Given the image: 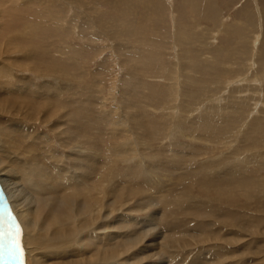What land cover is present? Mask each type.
<instances>
[{
	"label": "rangeland",
	"instance_id": "rangeland-1",
	"mask_svg": "<svg viewBox=\"0 0 264 264\" xmlns=\"http://www.w3.org/2000/svg\"><path fill=\"white\" fill-rule=\"evenodd\" d=\"M0 104V133L34 145L61 196L103 178L139 191L129 217L165 211L177 264H264V0H0Z\"/></svg>",
	"mask_w": 264,
	"mask_h": 264
},
{
	"label": "bare ground",
	"instance_id": "bare-ground-1",
	"mask_svg": "<svg viewBox=\"0 0 264 264\" xmlns=\"http://www.w3.org/2000/svg\"><path fill=\"white\" fill-rule=\"evenodd\" d=\"M46 108L50 116L53 111L52 105L51 107L46 105ZM1 109L10 111L7 104H0ZM85 144L91 145L87 141ZM85 144H81L82 151L85 150L83 147ZM28 147L30 150L26 147L13 146L11 137L0 133V264H137L139 262L171 264L174 261V264H177L182 261L175 260L182 248L178 241L183 243V246L186 242L175 237V227L171 226V223L169 225V219L165 220V211L161 212V220L159 211L147 218L138 215L129 217L125 214L129 213V205L134 199V205L143 208L140 204L142 199L140 196L137 197L139 191L134 192V190L131 193L129 191L130 198L124 194L120 196L117 193L109 194L108 182L100 178L96 184L87 187L88 191L85 192L84 197L76 193L61 196L59 172L54 171L51 174L50 184L47 166L42 169L37 164V160L30 156L34 154V145ZM8 150L10 151L7 154H10L13 162L19 163V166L6 165L7 160L3 157V152ZM22 161L27 162V165L31 164L36 173L32 171L27 173V167H24ZM81 168L87 170L86 166ZM22 178L28 185H23ZM155 205L157 204L151 201L146 207ZM115 213L117 214L114 215ZM110 221L130 222V224L125 232H115L114 229H110L106 233L103 223L108 224ZM161 223L166 226L159 227ZM132 224L133 229H130ZM104 233L106 238L102 237ZM235 233L231 230L229 234L235 235ZM151 236H155L156 240ZM86 237L97 238L98 243L104 244L103 247L99 248L98 244L84 242ZM160 238L167 243L158 242ZM206 240L205 238L201 240L200 246H204ZM217 242L214 240L210 247H217ZM16 244L19 245V258H16L12 251ZM155 244L159 246L161 244V247L173 245L176 249L170 250L172 252L170 256L162 257L156 251L150 253L156 248ZM191 245L189 243V246ZM229 251L231 249H227V253H230ZM187 252L190 253L192 250L189 248ZM211 252H213L212 262L218 263L215 259L218 253H220L219 258L221 257L222 251ZM146 253L149 254L145 256ZM157 257L160 258L159 261ZM150 258L154 260L156 258V261L149 262ZM194 258L195 261L191 264H197L202 259L207 260L205 254Z\"/></svg>",
	"mask_w": 264,
	"mask_h": 264
},
{
	"label": "snow or ice",
	"instance_id": "snow-or-ice-1",
	"mask_svg": "<svg viewBox=\"0 0 264 264\" xmlns=\"http://www.w3.org/2000/svg\"><path fill=\"white\" fill-rule=\"evenodd\" d=\"M17 231H19V230L17 229ZM12 251H13V253H15L16 258H19V256H20V251H19V245H18V244H16V245L13 247Z\"/></svg>",
	"mask_w": 264,
	"mask_h": 264
}]
</instances>
